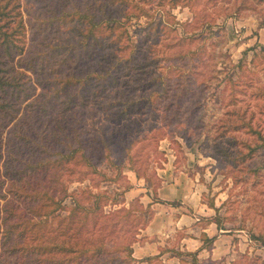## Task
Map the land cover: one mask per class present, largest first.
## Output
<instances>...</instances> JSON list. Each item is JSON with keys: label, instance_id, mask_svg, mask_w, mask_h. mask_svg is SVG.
Listing matches in <instances>:
<instances>
[{"label": "rangeland", "instance_id": "374dc122", "mask_svg": "<svg viewBox=\"0 0 264 264\" xmlns=\"http://www.w3.org/2000/svg\"><path fill=\"white\" fill-rule=\"evenodd\" d=\"M22 2L29 53L73 48L61 73L45 70L2 139L34 163L50 155L32 138L51 151L97 142L105 153L91 157L99 172L76 161L62 172L70 195L55 214L77 208L76 198L87 208L73 217V262L192 264L190 250L197 264H264V0H65L129 30L109 33L103 22L87 46L49 0ZM121 59L112 76L62 81Z\"/></svg>", "mask_w": 264, "mask_h": 264}, {"label": "trees", "instance_id": "16d2710c", "mask_svg": "<svg viewBox=\"0 0 264 264\" xmlns=\"http://www.w3.org/2000/svg\"><path fill=\"white\" fill-rule=\"evenodd\" d=\"M49 1L53 6L52 15L65 20L66 23H72L71 28L79 31L76 35L79 44L87 46L90 38L99 41L98 34L93 30L103 22L108 25L109 33L117 29H120L119 36L129 33L123 21L116 16H110V12L105 20H95L94 12L66 9L65 0ZM22 6V0H0V264H75L66 254L67 251L74 250L70 246V240L80 232L73 226V217L76 210L80 212L87 208L76 198L78 207H72L68 214L61 213L67 209L66 199L70 195L62 172L67 169L68 163L75 161L87 164L93 167V171L99 172L100 169L91 157L94 154L97 157L104 156L105 153L97 142L90 151L83 142L73 146L69 144L66 150L51 151L47 144L40 146L39 142L32 138L38 144V149L47 151L50 155L47 160H36L34 163L14 152L15 144L9 134L5 142L2 139L5 127L17 118L15 125L23 117L24 103L36 92L38 85L43 83L42 74L45 70L48 73H61L67 67L66 62L73 48L65 41L48 44L44 51L29 53ZM84 21L89 24L87 30L81 29L77 23ZM115 40L116 36L107 43ZM59 48L63 49L60 58L51 61L52 55L57 53ZM115 55L112 53L110 58ZM124 65L121 59L107 69L104 67L103 70L106 71L103 74L99 70L87 71L85 76L69 73L62 81L67 87L71 84L84 85L87 76L109 77L114 71L116 74L118 69H123ZM62 88L63 84L54 91L58 92ZM50 99L55 100V97ZM16 128L19 138L31 137L21 127ZM98 149L100 150L97 151ZM5 154L9 156V160H16L17 163L2 162ZM55 154L57 155L51 157ZM95 196L99 198L100 193ZM57 208H61V211L55 214ZM55 216L58 217V231L52 227ZM213 239L205 236V244ZM56 252L64 256L57 257ZM184 254L192 255V264H197V251L187 250Z\"/></svg>", "mask_w": 264, "mask_h": 264}]
</instances>
